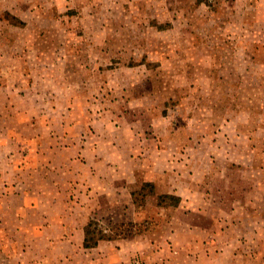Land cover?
I'll return each mask as SVG.
<instances>
[{"label":"rangeland","instance_id":"rangeland-1","mask_svg":"<svg viewBox=\"0 0 264 264\" xmlns=\"http://www.w3.org/2000/svg\"><path fill=\"white\" fill-rule=\"evenodd\" d=\"M64 132L99 135L105 162L54 171V191L43 161L70 153L43 150ZM34 138L43 153L24 158ZM146 178L180 205L133 204ZM24 191L51 200L30 210ZM46 212L73 250L38 230ZM88 216L112 236L146 221L148 246L77 247ZM58 259L264 264V0H0V264Z\"/></svg>","mask_w":264,"mask_h":264},{"label":"crops","instance_id":"crops-1","mask_svg":"<svg viewBox=\"0 0 264 264\" xmlns=\"http://www.w3.org/2000/svg\"><path fill=\"white\" fill-rule=\"evenodd\" d=\"M12 15H14V14H12ZM15 16H17V15H15ZM17 17H19V16H17ZM34 135L38 136V132H34ZM98 136L99 135L94 136V139L96 140V142H90V140L88 139L89 138L88 136H87V139L88 140H85L83 138L82 142H80V140H78L77 137H75V136H73V135H71L69 133L64 132L62 134V137L65 139V141L67 140L69 142V145L68 144H65L64 146L63 145H60L58 143V141H57V138L58 137L56 135L53 136V138H52L53 139L52 144L48 146V150H43V151L44 152L45 151L48 152V155H53L54 153H56V150H62V151H65V152L67 151V152L70 153V154H68V155H70L69 158H65L66 157L65 156L64 157V162L63 163L61 162L62 164H60V165H57L58 163H56V160L54 159V157H49L48 160L43 161V164H44V167L43 168L45 170H47V172H46L47 173L46 174V179H49V183L52 184V186H54V191L57 188V182L56 181L54 182V180H50V177L54 173V171L61 170L63 173L68 174V175H71L72 177H74L76 174H78L79 176H81V174H79V173H76L75 174L74 173V169L71 170V171L68 169V168L72 169V167L70 166V165H72V162H75V161L82 162L83 164H85L87 166H91L93 164V167L100 165L101 162L102 163L105 162V161H103L100 158V156H97V154L101 152L100 151L101 145L100 144H97L98 143V140L100 139V137H98ZM90 137H93V136H90ZM31 143L32 144H29L27 142H23L22 145H21L22 146L21 149L23 150L22 156L24 158H26V156L24 155V153H26V154L28 152H31V154L32 153H35L34 156H36V157L38 156L39 153L41 155L43 153L40 150L39 142H36V139L35 138L33 139V141ZM29 149L31 151H29ZM92 153H94V156L92 155ZM85 154L88 156V160L87 161H85V160L82 161V158L81 157L84 156ZM74 155H76V156H74ZM36 159H37L36 160V164H37L38 163V158H36ZM25 162H26V160H22V163L20 164V166H21L22 169L28 167V164L27 163L25 164ZM61 167H63V168L61 169ZM32 179L35 180V177L33 176ZM54 179H56V178L54 177ZM145 180H152V181H154L156 183V186H157V182H156V180L154 178L153 179L152 178H146ZM19 183L21 185H24V186L28 185V183H24L22 181H20ZM157 190H158V187H157ZM30 192L31 191H29V192L24 191V193H19L17 195L18 197H20V199L22 201H25L26 202V207L32 208L30 210H36L38 207H40L38 204H36V201L37 202L38 201L45 202L47 200H51V197H50L51 194L50 193L44 194V193H40V192H37V191H34V192L32 191L31 192L32 194H30ZM159 192H163V191H159ZM71 193L74 194L73 190H72ZM168 193H175V192H168ZM175 194H177V195H179L181 197L180 194H178V193H175ZM56 196H58L57 193H56ZM53 198L54 197H52V199ZM181 202H182V197H181ZM197 212L202 213V211H197ZM90 218L91 217L88 216L87 221L84 222V224L82 225V227L80 229L79 228L76 229V232L77 233H79V231H82L83 232V236L80 237V240L78 241L77 247L81 246V247L85 248L84 247V227L88 223V221H89ZM43 220H44V223L45 224L43 226H41L43 228L38 227V230L39 229H43V232L44 233H46V231H47V234H50L48 236V238H47L48 243L53 244L52 246H55V247L57 245H60V246H63L64 248H66V249L73 250L74 243H72V241L70 239H67L68 229L69 228L71 229V227L65 222L63 215L62 214L54 215L53 213L46 212L44 214V216H43ZM212 227L213 226L209 225L207 228H204L203 227L202 229L206 233H209V230H207V229H211ZM192 230H193V227H192V229H190L188 231H192ZM220 230H221V228H220ZM177 233H178V231L174 232L173 233V236H175ZM52 239H55V240L52 241ZM142 240H145V239L138 237V238L132 239L130 241L137 242V244L135 243V248L142 249V248H145V247L148 246ZM102 242H106V245L108 247H112L114 245L115 246L118 245V243L113 242V241H102ZM106 245H104V246H106ZM99 246L100 247L102 246L101 242L95 248L98 249ZM91 249H93V248H91ZM188 260H191V258L188 259ZM21 263H23V261ZM57 263L58 264H69L70 263L71 264L72 262H69L68 259H66L64 262H61V261L59 262V259H58L57 260ZM190 263H193V264H202V262L199 263V260H197V261L194 260V262H191L190 261ZM32 264H39V263L34 262ZM125 264H127V262H125ZM179 264H182V262L179 261Z\"/></svg>","mask_w":264,"mask_h":264},{"label":"trees","instance_id":"trees-1","mask_svg":"<svg viewBox=\"0 0 264 264\" xmlns=\"http://www.w3.org/2000/svg\"><path fill=\"white\" fill-rule=\"evenodd\" d=\"M9 20L14 22H20V18L7 13ZM131 201L135 205L143 206L146 204L149 196H155L157 198L158 206L162 208L174 207L177 208L181 203V197L175 193L159 192L157 190L156 183L152 180H143L138 188L132 190ZM144 223L129 222L127 224L122 223L119 226V230L114 236L109 233L108 229L101 225V221L94 216L91 217L88 223L84 227V247L95 248L103 241L116 242L119 239H135L144 234L149 229ZM104 264V263H101Z\"/></svg>","mask_w":264,"mask_h":264},{"label":"built area","instance_id":"built-area-1","mask_svg":"<svg viewBox=\"0 0 264 264\" xmlns=\"http://www.w3.org/2000/svg\"><path fill=\"white\" fill-rule=\"evenodd\" d=\"M137 264H140L139 262H137Z\"/></svg>","mask_w":264,"mask_h":264}]
</instances>
